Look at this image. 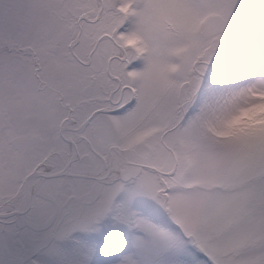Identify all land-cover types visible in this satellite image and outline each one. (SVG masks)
<instances>
[{"label": "snow or ice", "instance_id": "6c2138e0", "mask_svg": "<svg viewBox=\"0 0 264 264\" xmlns=\"http://www.w3.org/2000/svg\"><path fill=\"white\" fill-rule=\"evenodd\" d=\"M0 264H264V0H0Z\"/></svg>", "mask_w": 264, "mask_h": 264}]
</instances>
